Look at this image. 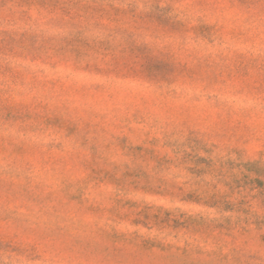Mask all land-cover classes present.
Listing matches in <instances>:
<instances>
[{
  "label": "rangeland",
  "instance_id": "rangeland-1",
  "mask_svg": "<svg viewBox=\"0 0 264 264\" xmlns=\"http://www.w3.org/2000/svg\"><path fill=\"white\" fill-rule=\"evenodd\" d=\"M0 264H264V0H0Z\"/></svg>",
  "mask_w": 264,
  "mask_h": 264
}]
</instances>
